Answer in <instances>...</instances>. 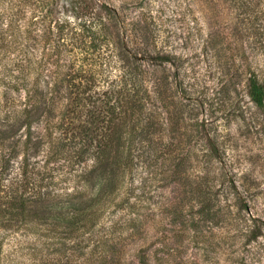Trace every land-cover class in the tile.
<instances>
[{
  "label": "trees",
  "instance_id": "16d2710c",
  "mask_svg": "<svg viewBox=\"0 0 264 264\" xmlns=\"http://www.w3.org/2000/svg\"><path fill=\"white\" fill-rule=\"evenodd\" d=\"M184 2L192 14H234L236 31L224 35L210 30L206 42L217 46L219 58L224 43L232 48L228 59L234 73L227 81L232 83L241 68L250 100L264 110V0ZM219 2L225 8L220 10ZM121 3L122 9L101 3L107 18L90 20L81 14L80 30L69 39L74 25L68 17L60 23L51 18L47 0H0V264L6 242L23 236L41 240L50 253L65 254L66 262L58 264H196L195 258L165 263L157 256L155 261L151 243L142 236V221L133 214L134 187L125 185L126 176L140 155L153 156L152 136L165 120L159 122L147 109L149 88L150 83L166 85L165 74L159 80L153 77L156 66L171 62L173 54L158 45L149 16L140 14L143 0ZM254 32L263 41H256ZM34 124L41 126L39 132ZM54 129L59 136H53ZM61 130L78 134L80 140L69 138L71 144L88 145L78 147L75 159L88 154L94 160L90 167L76 170L72 189L65 182L55 189L58 182L49 165L55 147L63 150L69 143ZM212 149L221 162L218 149ZM173 151L170 143L163 142L156 154L170 161L161 186L169 184L175 191L180 184L185 188L187 177L179 168L184 154L178 158ZM198 195L203 197L204 212L216 224L221 222V206L212 204L216 196L211 187ZM124 206L128 209L108 224L106 214ZM171 207L172 219L179 221L181 212H175L177 205ZM187 222L185 218V226ZM238 247L231 240L225 247L219 245L226 264H249ZM36 250L33 254H41L44 247ZM49 261L42 259L44 264Z\"/></svg>",
  "mask_w": 264,
  "mask_h": 264
},
{
  "label": "rangeland",
  "instance_id": "374dc122",
  "mask_svg": "<svg viewBox=\"0 0 264 264\" xmlns=\"http://www.w3.org/2000/svg\"><path fill=\"white\" fill-rule=\"evenodd\" d=\"M122 1L47 0V7L49 16L59 23L60 19L69 18L74 25L68 35L72 39L80 30L81 14L90 20L99 15L107 18L108 12L101 3L121 8ZM218 7L225 8L221 2ZM140 8V14L150 18L148 24L158 38V45L163 44L173 54L171 62L159 66L160 69L156 66L153 77L159 80L165 74L166 85L150 83L149 88L146 107L159 122L165 120L153 133L149 150L153 156L145 158L148 152L140 155L138 165L126 176L125 185L134 187L130 201L136 202L133 214L142 221V236L151 243L155 261L157 256H162L165 263L181 257L184 260L195 258L196 264L214 263L216 259L214 264H226L224 250L220 254L219 245L225 247V242L231 240L239 245L249 264H264V110L250 100L241 68L232 83L227 81L234 73L228 59L232 48L224 43V55L219 58L217 46L206 42L210 30L224 35L234 33V14H192L184 0H143ZM127 14L134 12L128 10ZM244 24L238 25L242 32ZM254 34L256 41H263L259 33ZM261 66L264 69V52ZM33 126L35 131H40L39 124ZM62 133L61 137L65 134L69 143L63 150L55 151V147L49 165L58 182L55 189L64 182L72 189L76 170L90 167L94 160L88 154L83 159H75L78 147L88 145L85 142L71 144L69 138L80 140L77 133L69 130ZM52 134L59 136L60 131L54 129ZM161 137L163 142L170 143L174 148L172 153L178 158L184 154L179 168L187 177L183 180L185 188L180 184V189L174 191L169 184L161 186L170 166L169 160L156 154L163 144ZM94 146L93 143L89 149L93 150ZM213 146L218 149L221 162L216 160ZM224 172L226 174L221 176ZM208 182L212 196H216L212 204L221 206V222L217 224L216 219L204 212L203 197L198 195V191L207 188L204 185ZM138 195H141L139 199ZM171 204L177 205L175 212L182 214L179 221L171 217ZM123 208L106 214L107 223L119 219L128 209ZM185 218H188L186 226ZM139 235L134 237L136 244ZM40 247H44L43 253L33 254V249ZM4 248L3 264H44L42 259L58 264L67 259L61 252L50 253L46 244L34 236L12 238ZM66 253L69 254V250Z\"/></svg>",
  "mask_w": 264,
  "mask_h": 264
}]
</instances>
